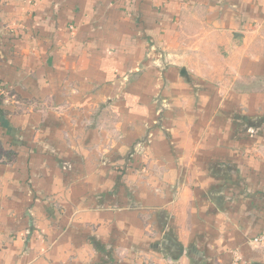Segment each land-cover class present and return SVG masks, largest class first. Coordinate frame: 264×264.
Here are the masks:
<instances>
[{
    "label": "crops",
    "instance_id": "0c3cea01",
    "mask_svg": "<svg viewBox=\"0 0 264 264\" xmlns=\"http://www.w3.org/2000/svg\"><path fill=\"white\" fill-rule=\"evenodd\" d=\"M0 97V264H264V0H0Z\"/></svg>",
    "mask_w": 264,
    "mask_h": 264
},
{
    "label": "built area",
    "instance_id": "2783aa9c",
    "mask_svg": "<svg viewBox=\"0 0 264 264\" xmlns=\"http://www.w3.org/2000/svg\"><path fill=\"white\" fill-rule=\"evenodd\" d=\"M250 242L253 243L254 245H257L258 247H260L262 255L264 256V231L253 236L250 239Z\"/></svg>",
    "mask_w": 264,
    "mask_h": 264
},
{
    "label": "trees",
    "instance_id": "16d2710c",
    "mask_svg": "<svg viewBox=\"0 0 264 264\" xmlns=\"http://www.w3.org/2000/svg\"><path fill=\"white\" fill-rule=\"evenodd\" d=\"M0 102H1V97H0ZM2 115V111L0 109V116ZM4 152V155H7V154H10L9 152H6V151H3Z\"/></svg>",
    "mask_w": 264,
    "mask_h": 264
},
{
    "label": "water",
    "instance_id": "95a60500",
    "mask_svg": "<svg viewBox=\"0 0 264 264\" xmlns=\"http://www.w3.org/2000/svg\"><path fill=\"white\" fill-rule=\"evenodd\" d=\"M181 73L184 74V69L181 70Z\"/></svg>",
    "mask_w": 264,
    "mask_h": 264
}]
</instances>
